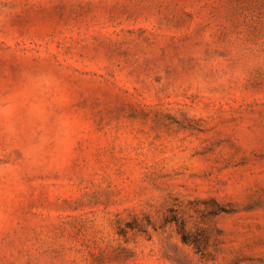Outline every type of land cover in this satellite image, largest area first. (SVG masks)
I'll return each instance as SVG.
<instances>
[{
	"label": "rangeland",
	"instance_id": "rangeland-1",
	"mask_svg": "<svg viewBox=\"0 0 264 264\" xmlns=\"http://www.w3.org/2000/svg\"><path fill=\"white\" fill-rule=\"evenodd\" d=\"M0 264H264V0H0Z\"/></svg>",
	"mask_w": 264,
	"mask_h": 264
},
{
	"label": "trees",
	"instance_id": "trees-1",
	"mask_svg": "<svg viewBox=\"0 0 264 264\" xmlns=\"http://www.w3.org/2000/svg\"><path fill=\"white\" fill-rule=\"evenodd\" d=\"M183 240H184L185 243L187 242L185 239H183Z\"/></svg>",
	"mask_w": 264,
	"mask_h": 264
}]
</instances>
